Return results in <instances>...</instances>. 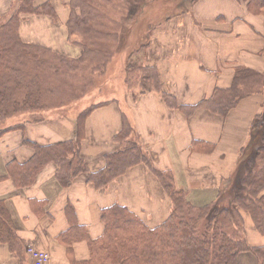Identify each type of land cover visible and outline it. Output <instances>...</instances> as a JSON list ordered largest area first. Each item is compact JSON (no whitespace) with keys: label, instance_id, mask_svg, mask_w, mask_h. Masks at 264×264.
Segmentation results:
<instances>
[{"label":"crops","instance_id":"0c3cea01","mask_svg":"<svg viewBox=\"0 0 264 264\" xmlns=\"http://www.w3.org/2000/svg\"><path fill=\"white\" fill-rule=\"evenodd\" d=\"M50 1L54 2V16H25L19 32L22 39L33 40L29 44L70 57L76 53L67 42L70 0ZM17 4L18 0H0V17L7 18ZM40 26H45L44 32L35 29ZM32 29L37 35L29 34ZM36 36L43 40L34 39ZM145 47L144 66L155 69L160 90L136 92L126 85L112 87L83 120L80 157L88 173L97 172L104 168L106 156L133 140L150 167L167 173L172 187L192 205L212 204L250 143L254 121L264 111V94L241 99L225 116L196 106L215 89L229 88L239 69L264 76V10L253 13L243 0H196L190 12L173 16L152 31ZM151 55L155 59H150ZM125 57L126 53L122 69ZM162 93L170 96L175 106L170 107ZM188 107L194 108L183 110ZM78 115L63 112L38 121L13 120L0 128H13L0 134V202L11 217L17 238L13 248L0 244V264H36L26 253L28 247L47 254L48 261L41 264L88 262L90 243L103 233L101 212L115 205L136 214L149 228L169 216L172 202L144 164L128 168L104 189L89 183L86 172L73 177L69 186H62L51 161L43 164L31 185L13 183L10 169L26 164L33 156L28 143L52 146L74 141ZM125 123L131 131L118 141L116 136ZM245 236L250 246H264V236L249 222ZM238 264L257 261L243 253L238 255Z\"/></svg>","mask_w":264,"mask_h":264},{"label":"trees","instance_id":"16d2710c","mask_svg":"<svg viewBox=\"0 0 264 264\" xmlns=\"http://www.w3.org/2000/svg\"><path fill=\"white\" fill-rule=\"evenodd\" d=\"M91 1H69L71 15L67 22V30L70 36L82 34L91 37L99 34L97 28L93 26L92 29L87 25L92 17L100 18V12L93 7L94 3ZM174 1H161L162 3L154 8L163 11L166 19L174 13L179 14ZM195 1L191 0L190 3ZM243 1L253 13H261L264 10V0ZM53 7L54 2L52 5L50 0H18L15 11L5 22L0 20V124L16 112L37 108L41 102L37 96L41 93L40 90L31 89V86L24 100L13 99L15 89L10 88L9 83L13 76L12 69L15 70L14 63L21 61L19 56L24 53L28 55L29 52L26 51L31 49L30 45L24 44L19 37L20 23L24 20L21 17L31 15L53 17ZM85 8L86 18H82L84 14L81 9ZM152 10L153 8L150 9ZM148 15H144V20H147ZM141 47L145 45L142 44ZM84 54L91 55L95 61L108 55L106 48H97L93 51L86 47ZM82 56L83 52L80 58ZM13 57L15 59L11 65ZM127 60L126 73L134 68L131 63L129 64V56ZM96 66L99 67L100 64ZM151 70L155 74L153 67ZM125 77L127 82V74ZM37 82L35 78L30 80L32 85H37ZM142 83L153 85L151 89L142 91L160 90L157 74L155 78L153 75L144 76ZM256 93L264 94V76L247 69H239L235 72L229 88L215 89L209 99L196 107L225 116L238 101ZM162 94L170 107L175 106L170 96ZM193 108L183 110L189 112ZM89 111L81 113L76 120L74 141L52 146L28 143L33 149V156L26 164L10 169L9 175L13 183L19 187L31 185L43 164L51 161L57 166L56 179L62 186H69L73 177L86 172L89 183L97 189H104L128 168L144 164L151 169L169 197L172 210L167 219L154 228L146 226L136 214L124 207L115 205L103 210L101 212L103 233L99 239L90 243V260L77 264H238V255L243 253L254 256L257 264H264V246H250L247 243L244 223V216L250 218L253 229L264 236V111L255 119L250 143L240 155V161L223 191L215 202L202 207L192 205L182 192L175 190L167 173L153 170L148 158L133 140L128 141L119 151L106 156L103 169L88 173L79 150L83 136V120ZM10 129L13 128L2 129L0 134ZM130 131V127L125 123L116 140H123ZM251 149L254 152L247 155ZM16 243L11 217L0 202V244L13 248Z\"/></svg>","mask_w":264,"mask_h":264},{"label":"rangeland","instance_id":"374dc122","mask_svg":"<svg viewBox=\"0 0 264 264\" xmlns=\"http://www.w3.org/2000/svg\"><path fill=\"white\" fill-rule=\"evenodd\" d=\"M151 1L92 0L91 3H94L93 7L100 12V18L92 17L87 25L92 29L93 26L97 28L100 36L69 35L67 42L70 44V50L76 52L71 54L70 57L60 55L57 52L55 53L58 55L51 54L40 44H29L28 42L33 40L27 37L22 39L19 32L22 42L26 45L28 44V46L30 45L31 49L26 51L29 52L28 55L24 53L19 56L21 61L14 63L15 70L14 68L12 69L13 76L9 87L15 89L13 99L17 101L25 99L29 86H31V89L38 88L41 93L37 96L41 102L37 108L14 113L0 124V128H3L6 122H12L13 120L17 122L19 120V122L38 121L50 116H59L63 112L76 115L86 113V111L95 107L103 96H108L112 87L117 89L119 86L123 88L126 85L136 92L142 91V89H151L153 85H144L142 78L147 75H153L155 78L156 71L154 74L150 66H144L146 62L144 52L147 47L142 48L141 46L142 44L147 46L150 43L152 31L161 27L162 23L169 18L179 14L183 15L187 11L190 12L194 3H190L191 0H175L174 3L178 6L179 14L174 13L165 19L163 11L156 10L154 7H157L163 1L169 2V0H154L152 3ZM146 2L149 3V6L139 16L140 10H143ZM152 8L153 10L150 11ZM85 10L86 8L84 10L81 9L84 14L82 18H86ZM80 12L79 16L81 15ZM145 14L148 15L147 20H144ZM7 18L1 16L0 20L5 22ZM21 18L26 19L27 17L22 16ZM39 28L42 32L45 31V26L36 27L35 29L38 30ZM33 32L35 30L32 29L29 34H33ZM37 33L35 32L36 35ZM24 35H26L25 31ZM34 39L42 41L43 37L36 36ZM76 43L78 44L76 45ZM85 47L93 51L97 48H106L108 55L104 59L95 61L91 55L84 54ZM82 52L83 56L80 58ZM124 53H126V60L122 69L120 65L122 64ZM128 56L129 64L131 63L134 68L126 73L125 67ZM149 58L153 60L155 56L151 55ZM13 59L15 57L11 59V65H13ZM96 64H100V66L98 67ZM137 66H141V68H137ZM32 78L38 81L37 85L30 83ZM16 88L18 91H16ZM253 152L254 150L251 149L247 155H251ZM184 197L186 199V195ZM246 222L252 225L250 218H246L245 224ZM35 263L40 264L37 261Z\"/></svg>","mask_w":264,"mask_h":264},{"label":"built area","instance_id":"2783aa9c","mask_svg":"<svg viewBox=\"0 0 264 264\" xmlns=\"http://www.w3.org/2000/svg\"><path fill=\"white\" fill-rule=\"evenodd\" d=\"M26 253L31 256L33 260H36L40 264L48 261V256L46 253L36 250L32 247H28L26 249Z\"/></svg>","mask_w":264,"mask_h":264}]
</instances>
